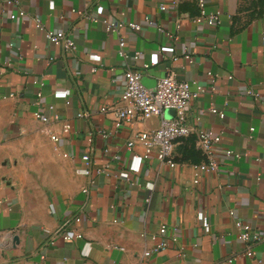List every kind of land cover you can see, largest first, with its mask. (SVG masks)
Listing matches in <instances>:
<instances>
[{
    "label": "crops",
    "instance_id": "1",
    "mask_svg": "<svg viewBox=\"0 0 264 264\" xmlns=\"http://www.w3.org/2000/svg\"><path fill=\"white\" fill-rule=\"evenodd\" d=\"M207 6L222 10L220 24L192 20L195 0L176 6L171 0L0 4V264H257L250 256H227L245 247L235 216L264 230V0H207ZM20 7L26 14L12 18ZM73 9L142 22L140 29H121L131 54L141 55L123 58L115 32ZM145 14L164 29L145 22ZM49 27L70 31L76 50L68 53L50 42ZM156 53L157 61L143 67ZM129 66L156 79L174 69L178 77L206 86L191 100L188 119L221 132L218 169L201 171L194 180V165L203 158L194 132L175 142L174 165L151 151L139 170L129 169L131 156L144 150L138 132L160 122L152 116L115 125L113 109L124 103ZM211 104L223 108L224 116L211 111ZM36 109L51 117L57 112L71 128L53 119L43 122ZM173 114L166 109V116ZM97 127L107 132H97L90 143L87 131ZM90 145L96 164L110 161L108 172L90 176L77 170ZM226 146L246 154L228 156ZM162 223L168 244L144 255L161 238ZM52 232L54 242L44 247ZM254 248L264 264V239Z\"/></svg>",
    "mask_w": 264,
    "mask_h": 264
},
{
    "label": "built area",
    "instance_id": "2",
    "mask_svg": "<svg viewBox=\"0 0 264 264\" xmlns=\"http://www.w3.org/2000/svg\"><path fill=\"white\" fill-rule=\"evenodd\" d=\"M173 5H178L179 0H171ZM19 0H0V4L7 6L10 4H18ZM197 10L191 15L192 20L199 23H207L212 25H218L222 22V10L220 8H209L207 6V0H195ZM53 5V3H51ZM160 7L165 8L166 3L160 2ZM79 13L85 14L86 17L93 21H101L104 23L105 28L108 31L115 32L118 36V52L123 58L133 56L138 58L141 55V50H135L132 54L127 48L126 38L123 35L121 29L123 26H129L131 28L140 29L142 22L137 20H124V19H111L106 16H99L93 13L91 10L73 9ZM26 11L20 7L18 11L10 13L12 18L18 15H24ZM37 21H40L36 14L33 16ZM144 21L147 23H154L161 30L164 26L157 23L153 17L149 14L144 15ZM46 36L48 40L54 44L60 45L65 52H73L77 48V41L70 31L63 28L49 27L46 29ZM160 49L159 52H161ZM158 53L152 60L143 62V67H148L152 63H155L158 59ZM177 56H175L176 58ZM193 58H190L192 61ZM143 70L140 67L129 66L127 68L124 87L121 93V99L124 101L122 105L116 106L113 111L115 114V125L121 126L125 122L130 121L133 118L147 119L152 116H159L160 122L158 125L141 130L138 132L137 137L143 142L144 150L141 154H133L131 156L129 169L137 171L141 168L142 159L149 155L151 151H155L157 157L162 161L170 165L175 164L173 158V150L175 142L178 138L185 136L189 133L194 132L196 134L197 144L200 148L203 158L195 163V178L198 180V174L201 171H211L219 168V158L217 156L218 146L221 140V132L216 131L211 127L195 125L188 119V112L191 104V100L199 96L203 91L206 90V86L202 84L198 79H185L178 77L177 72L174 69H169L166 73L160 75L156 80L155 89L147 87L142 81L141 77ZM40 84H43V80H37ZM247 92L257 94L252 87L246 89ZM57 93L68 94L70 90L68 88H57ZM14 94V93H11ZM42 95L41 89L38 90V96ZM48 107L53 108V104L49 103ZM108 106H102L103 110L108 109ZM168 108L174 109L172 116H166L165 111ZM210 110L218 113L220 116H224L225 111L223 108H219L214 104L210 105ZM35 113L40 117L43 122L50 120L60 121L61 126L64 130L71 128V122L67 119H61L59 114L55 112L53 116H49L45 112H40L36 109ZM97 132L105 134L107 131L102 127L91 128L87 131V139L89 142H93L94 136ZM52 139L57 138V134L51 132ZM135 139L131 138L127 141V145L132 147ZM224 152L228 156H232L236 159H240L246 154L241 150H236L232 147H224ZM64 155H69L68 152H63ZM118 153L113 154V158H117ZM81 158L84 161L82 167H78L79 172L92 176L95 173H106L110 169V161L107 160L100 164H96L95 158L92 155V147L81 154ZM257 160H262L263 156L256 155ZM120 175L123 177L128 176L127 170H122ZM93 181L91 178L90 183ZM83 189L88 191L89 184L83 186ZM149 195L146 196L148 201ZM2 206V199H0V209ZM230 212L234 213V208H230ZM77 220L80 216L75 217ZM235 224L239 228L238 236L245 242V247L241 250L233 251L227 259L230 261H236L241 256H250L254 258L257 264L262 263V258L259 256L257 250L254 248V243L264 239V230L259 231L252 226V224L238 216H235ZM205 229H210L208 221L205 222ZM167 231V224L162 223L159 226L158 233L161 238L152 246L145 248L143 251L144 255H150L152 252L159 251L168 244V239L165 237ZM53 233V232H52ZM72 232L67 230L66 234L70 235ZM76 236H81V231H75ZM155 237V235H153ZM173 239H177V234H172ZM54 242V233L51 234L43 244L44 247Z\"/></svg>",
    "mask_w": 264,
    "mask_h": 264
},
{
    "label": "water",
    "instance_id": "3",
    "mask_svg": "<svg viewBox=\"0 0 264 264\" xmlns=\"http://www.w3.org/2000/svg\"><path fill=\"white\" fill-rule=\"evenodd\" d=\"M156 78H152L150 76H148L147 74H143L141 77V81L147 86L150 87L152 89H155L156 86ZM173 109V108H172ZM174 110V109H173ZM17 238V237H15Z\"/></svg>",
    "mask_w": 264,
    "mask_h": 264
}]
</instances>
